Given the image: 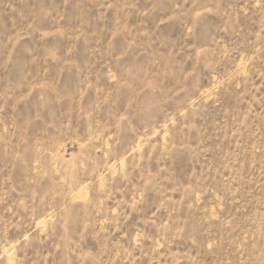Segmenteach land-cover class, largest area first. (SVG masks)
I'll list each match as a JSON object with an SVG mask.
<instances>
[{
	"label": "rangeland",
	"instance_id": "rangeland-1",
	"mask_svg": "<svg viewBox=\"0 0 264 264\" xmlns=\"http://www.w3.org/2000/svg\"><path fill=\"white\" fill-rule=\"evenodd\" d=\"M10 260L264 264L258 0H0Z\"/></svg>",
	"mask_w": 264,
	"mask_h": 264
},
{
	"label": "clouds",
	"instance_id": "clouds-1",
	"mask_svg": "<svg viewBox=\"0 0 264 264\" xmlns=\"http://www.w3.org/2000/svg\"><path fill=\"white\" fill-rule=\"evenodd\" d=\"M258 2H259V7L262 10H264V0H258ZM161 23H164V21H161ZM138 147H143V145L141 144ZM113 175H115V172L113 173ZM141 195H143V193H141ZM140 202H142V201H136L135 203H140ZM25 239H27V237H25ZM9 264H12L11 260L9 261Z\"/></svg>",
	"mask_w": 264,
	"mask_h": 264
}]
</instances>
